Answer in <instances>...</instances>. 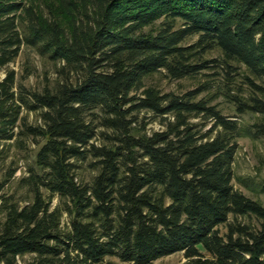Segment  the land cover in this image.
Segmentation results:
<instances>
[{
	"label": "trees",
	"instance_id": "obj_1",
	"mask_svg": "<svg viewBox=\"0 0 264 264\" xmlns=\"http://www.w3.org/2000/svg\"><path fill=\"white\" fill-rule=\"evenodd\" d=\"M38 1L0 0V164L37 148L13 192L14 158L0 181V264H264V205L233 185L238 139L264 121L243 130L200 97L211 82L145 86L223 76L216 97L264 115V0H55L51 16ZM24 46L59 64L54 87L6 70Z\"/></svg>",
	"mask_w": 264,
	"mask_h": 264
},
{
	"label": "rangeland",
	"instance_id": "obj_2",
	"mask_svg": "<svg viewBox=\"0 0 264 264\" xmlns=\"http://www.w3.org/2000/svg\"><path fill=\"white\" fill-rule=\"evenodd\" d=\"M55 4V5H54ZM56 7L55 0H39V11L51 16V10ZM54 14L59 15L54 9ZM60 17H58L59 19ZM197 37L192 38L188 43L197 41ZM207 59L221 58L219 51H214L206 55ZM59 64L54 63L47 58L40 56L32 48L24 46L19 57L15 62L11 63L6 70H14L17 74V82L26 86L31 90L41 91L43 88L49 86L54 87L59 81L57 70ZM245 68L242 67V71ZM5 70L0 72V77H4ZM206 74H211L207 72ZM205 82H211L214 93H203L200 97L209 96L213 98L212 104L218 105L219 109L230 117H236L243 130L251 127L255 123L264 121V115L247 112L245 114L237 113L234 104L229 103L223 96L216 97V92L219 86L225 83L223 76L211 77V75L199 76L197 78H185L180 80H173L166 76L165 71L157 73L148 77L145 80L146 88H155L163 93L173 92L176 94H184L191 90L198 88ZM213 94V95H212ZM145 114L141 113L140 117ZM31 123H41L39 116L35 113L29 115ZM161 126L158 123H152L148 126V131L160 130ZM29 152L12 151V156L5 164H0V181L3 180L5 170L13 158L16 160V166L19 170L15 177L6 184L3 193H11L17 187L18 180L26 173L27 165L33 164L37 148L32 147ZM82 168L79 171V180L85 183H91L93 177L97 174L89 168L88 163H82ZM235 179L233 181L234 188L242 192L249 198L258 200L264 205V136H246L238 139V150L235 155L234 162ZM0 193V194H3ZM240 221L257 225L256 220L251 218H240ZM224 234L227 230L225 226L220 227ZM30 257H25L28 260ZM107 260L118 262L115 258H108ZM186 259L183 253H177L160 260L153 264H184Z\"/></svg>",
	"mask_w": 264,
	"mask_h": 264
}]
</instances>
